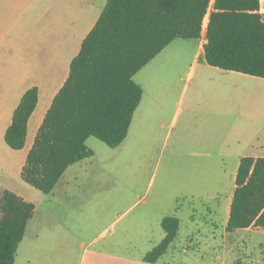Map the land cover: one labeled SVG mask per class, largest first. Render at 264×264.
<instances>
[{"label": "rangeland", "instance_id": "obj_1", "mask_svg": "<svg viewBox=\"0 0 264 264\" xmlns=\"http://www.w3.org/2000/svg\"><path fill=\"white\" fill-rule=\"evenodd\" d=\"M260 6L264 20V0ZM206 22L207 17L200 39L175 43L200 50ZM202 58L192 65L188 56L173 81L160 80V114L150 106L142 116L137 112L118 146L91 136L86 145L92 155L68 166L51 193L27 184L38 195L35 217L48 216L52 261L58 260L53 242L75 230L83 231L85 242L104 231L103 238L122 242L125 254L135 258L164 234L162 218L175 216L179 229L165 258L173 255L181 264H264V230H225L238 156L264 155L257 144L249 146L264 134V84Z\"/></svg>", "mask_w": 264, "mask_h": 264}, {"label": "trees", "instance_id": "obj_2", "mask_svg": "<svg viewBox=\"0 0 264 264\" xmlns=\"http://www.w3.org/2000/svg\"><path fill=\"white\" fill-rule=\"evenodd\" d=\"M211 7V9H209ZM260 0H107L71 60L21 168L24 182L49 194L68 166L91 156L86 140L114 148L127 136L142 88L133 79L175 39H200L205 61L216 68L264 78V20ZM38 99L28 88L4 132L23 148L27 121ZM0 264H13L35 205L0 188ZM264 229V156H244L234 178L227 232ZM164 237L143 259L157 261L177 236L179 219L164 216Z\"/></svg>", "mask_w": 264, "mask_h": 264}, {"label": "crops", "instance_id": "obj_3", "mask_svg": "<svg viewBox=\"0 0 264 264\" xmlns=\"http://www.w3.org/2000/svg\"><path fill=\"white\" fill-rule=\"evenodd\" d=\"M106 1L0 0V188L15 193L25 201L33 203V197L38 196L21 178V168L26 155L54 96L69 75L71 60L78 54L83 39L95 25ZM176 40L168 44L133 76L135 79L137 74H141L140 80L135 82L142 88V97L132 120L137 112L142 116L147 106L152 107L156 115L160 114L164 104L159 94V88L163 85L160 80L164 79L166 85L173 81L183 59L192 55V65H196L199 55H202L203 62L207 63L203 52L205 39L200 42V50L196 51L181 48V43H175ZM236 73L245 78H257L255 80L264 84L262 77ZM30 87H36L38 90L37 104L27 121L24 146L14 150L5 143L4 132L11 124L13 111L22 95ZM152 90L155 91V96ZM261 139L264 141L262 132L253 140H249V146L253 148L257 144L263 151ZM244 156L264 155L253 152L240 154L237 158L238 164ZM230 201L231 197L228 198V205ZM35 212L36 208L27 223L13 264H181V260L175 259L173 255L165 258L166 253L155 262L143 259L145 253L158 244L164 234L145 252L134 258L125 254L122 242L111 241V237L103 238L104 231L85 242L82 238L83 231L76 230L68 238L61 236L58 242H53L58 249V260L52 261L49 256L50 243L45 233L48 216L45 213L43 218H36ZM228 212L229 206L225 213L227 218Z\"/></svg>", "mask_w": 264, "mask_h": 264}, {"label": "built area", "instance_id": "obj_4", "mask_svg": "<svg viewBox=\"0 0 264 264\" xmlns=\"http://www.w3.org/2000/svg\"><path fill=\"white\" fill-rule=\"evenodd\" d=\"M259 12H260V14L262 15V13H261V6H260V9H259Z\"/></svg>", "mask_w": 264, "mask_h": 264}]
</instances>
